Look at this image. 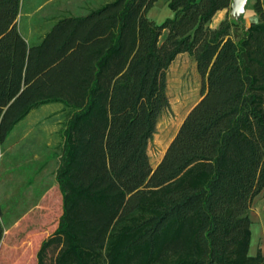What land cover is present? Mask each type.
I'll use <instances>...</instances> for the list:
<instances>
[{"label":"trees","instance_id":"trees-1","mask_svg":"<svg viewBox=\"0 0 264 264\" xmlns=\"http://www.w3.org/2000/svg\"><path fill=\"white\" fill-rule=\"evenodd\" d=\"M21 1L0 0V146L31 109H70L55 170L61 214L35 264H264V248L249 251L250 204L264 194L261 0L248 26L245 9L214 28L231 0H166L173 16L160 24L146 16L159 0H111L57 19L35 44L17 27ZM181 53L201 97L125 190L113 169L135 176Z\"/></svg>","mask_w":264,"mask_h":264},{"label":"rangeland","instance_id":"rangeland-1","mask_svg":"<svg viewBox=\"0 0 264 264\" xmlns=\"http://www.w3.org/2000/svg\"><path fill=\"white\" fill-rule=\"evenodd\" d=\"M111 0H22L17 27L27 43H37L43 34L62 17L84 15ZM254 0H246L245 16L252 13ZM223 9L211 20L216 27L230 14ZM147 18L160 24L173 16L166 0L157 1ZM245 23V20H244ZM165 32L160 37L163 40ZM168 106L159 116L155 132L143 157L130 178L128 168L113 169L117 182L128 190L142 184L158 164L182 120L201 97V79L193 58L178 54L166 72ZM70 109L62 102H49L31 109L11 130L7 144L14 146L0 158V220L4 233L0 242V264H35L43 240L55 230L61 214L62 196L55 182V170L62 146V129ZM251 254L264 248V194L256 195L250 204Z\"/></svg>","mask_w":264,"mask_h":264},{"label":"crops","instance_id":"crops-1","mask_svg":"<svg viewBox=\"0 0 264 264\" xmlns=\"http://www.w3.org/2000/svg\"><path fill=\"white\" fill-rule=\"evenodd\" d=\"M261 5H262V8H264V0H261ZM221 11H222V10L217 11L215 15H218V13L221 12ZM215 15L213 16V18L215 17ZM213 18H212V19H213ZM255 20H256V16L250 15V16H248V17L245 18V25L248 26V25L250 24L251 21H255ZM26 115H27V114H26ZM26 115H25V116H26ZM18 122H19V121H18ZM18 122H17V123H18ZM17 123H16V124H17ZM16 124H15V125H16ZM15 125H14V126H15ZM14 126H13V127H14ZM12 129H13V128H12ZM12 129H11V130H12ZM10 132H11V131H10ZM9 134H10V133H9ZM8 136H9V135H8ZM6 142H7V138H6V140H5V141L1 144V146H0V158H1L2 153H3L4 151L9 150V149H11V148L14 146V143H13V142H12L11 144H7ZM54 178H55V175H54ZM55 182H56V181H55ZM56 184H57V183H56Z\"/></svg>","mask_w":264,"mask_h":264},{"label":"water","instance_id":"water-1","mask_svg":"<svg viewBox=\"0 0 264 264\" xmlns=\"http://www.w3.org/2000/svg\"><path fill=\"white\" fill-rule=\"evenodd\" d=\"M245 1L246 0H231L230 14L232 16H235V18H237L239 15H241L245 10V8H244Z\"/></svg>","mask_w":264,"mask_h":264},{"label":"bare ground","instance_id":"bare-ground-1","mask_svg":"<svg viewBox=\"0 0 264 264\" xmlns=\"http://www.w3.org/2000/svg\"><path fill=\"white\" fill-rule=\"evenodd\" d=\"M213 19H214V18H213ZM214 20L216 21V20H218V18H215Z\"/></svg>","mask_w":264,"mask_h":264}]
</instances>
